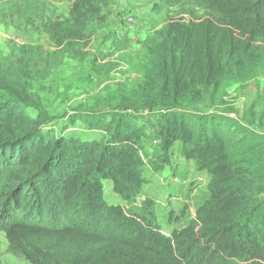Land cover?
Segmentation results:
<instances>
[{"label":"trees","instance_id":"obj_1","mask_svg":"<svg viewBox=\"0 0 264 264\" xmlns=\"http://www.w3.org/2000/svg\"><path fill=\"white\" fill-rule=\"evenodd\" d=\"M112 1L73 0L66 19L43 24L58 64L86 56L88 27ZM172 2L182 11L150 40L142 80L106 112L67 117L98 139L56 135L49 114L0 69V234L27 264H72L30 247V236L92 245L127 264H264V135L231 108L215 110L226 88L264 76V0ZM21 68L29 73V58ZM150 140L160 152L153 172L169 165L179 143L209 176L208 199L168 236L151 201L132 206L146 182L142 149ZM104 180L129 206L105 203Z\"/></svg>","mask_w":264,"mask_h":264},{"label":"rangeland","instance_id":"obj_2","mask_svg":"<svg viewBox=\"0 0 264 264\" xmlns=\"http://www.w3.org/2000/svg\"><path fill=\"white\" fill-rule=\"evenodd\" d=\"M73 0H0V69H10L12 76L32 103L38 104L52 118L49 130L56 135L84 140L98 139L101 133L89 131L67 117L75 112H106L116 105L115 97L135 87L148 65L147 46L162 28L165 18L182 11L172 0H114L106 3L99 20L88 27L87 44L82 59H53V46L43 24L66 19ZM187 6L185 9H189ZM30 59V69L23 75L22 64ZM53 59V60H52ZM51 61V62H50ZM25 77V78H24ZM222 101V102H221ZM231 108L232 117L264 135V76L259 75L243 86L224 90L215 110ZM26 116L34 117L25 107ZM148 118V119H147ZM146 120L156 121L147 115ZM105 120H108L105 118ZM155 132L147 124V133ZM180 144L170 149L169 165L153 172V160L160 155L157 143L143 145L145 183L132 206L151 201L163 235L183 228L205 202L209 176L192 160L180 153ZM103 199L110 207H127L113 192L112 182H102ZM25 243L59 262L72 264H127L97 253V248L54 236H30ZM0 264H27L0 234Z\"/></svg>","mask_w":264,"mask_h":264},{"label":"built area","instance_id":"obj_3","mask_svg":"<svg viewBox=\"0 0 264 264\" xmlns=\"http://www.w3.org/2000/svg\"><path fill=\"white\" fill-rule=\"evenodd\" d=\"M231 117H232V115H231Z\"/></svg>","mask_w":264,"mask_h":264}]
</instances>
